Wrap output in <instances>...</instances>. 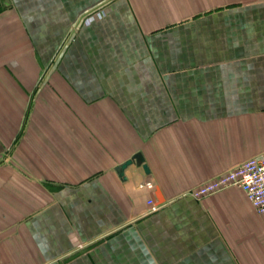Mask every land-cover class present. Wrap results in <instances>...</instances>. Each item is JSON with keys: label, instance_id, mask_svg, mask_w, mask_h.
Masks as SVG:
<instances>
[{"label": "crops", "instance_id": "0c3cea01", "mask_svg": "<svg viewBox=\"0 0 264 264\" xmlns=\"http://www.w3.org/2000/svg\"><path fill=\"white\" fill-rule=\"evenodd\" d=\"M262 153L264 0H0V264H264L242 189L187 193Z\"/></svg>", "mask_w": 264, "mask_h": 264}, {"label": "built area", "instance_id": "2783aa9c", "mask_svg": "<svg viewBox=\"0 0 264 264\" xmlns=\"http://www.w3.org/2000/svg\"><path fill=\"white\" fill-rule=\"evenodd\" d=\"M144 185L152 190L154 183L148 179ZM237 186L258 212L264 213V153L253 155L224 171L195 185L187 193L202 197L222 188ZM148 211L158 209L161 204L152 197L147 201Z\"/></svg>", "mask_w": 264, "mask_h": 264}, {"label": "water", "instance_id": "95a60500", "mask_svg": "<svg viewBox=\"0 0 264 264\" xmlns=\"http://www.w3.org/2000/svg\"><path fill=\"white\" fill-rule=\"evenodd\" d=\"M131 163H135L136 165H141L145 173L149 172V168L147 167V164L144 162L142 153L140 151H136L129 158L123 160L122 162L114 166L113 169L120 180L125 179L124 169L126 168V166H128Z\"/></svg>", "mask_w": 264, "mask_h": 264}]
</instances>
